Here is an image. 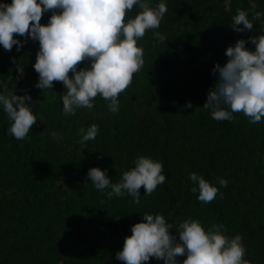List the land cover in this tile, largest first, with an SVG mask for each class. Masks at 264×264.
Masks as SVG:
<instances>
[{
	"label": "trees",
	"instance_id": "16d2710c",
	"mask_svg": "<svg viewBox=\"0 0 264 264\" xmlns=\"http://www.w3.org/2000/svg\"><path fill=\"white\" fill-rule=\"evenodd\" d=\"M148 2L153 8L165 3L168 11L158 29L137 41L144 64L120 93L116 113L98 95L92 109L65 115L62 83L54 82L51 90L35 87L38 41L27 39L19 51L0 45V93L6 87L30 95L28 106L37 116L28 136L18 141L0 105V264H123L116 253L145 213L163 215L174 233L185 220L200 222L206 231L223 225L224 235L242 237L249 264H264V117L253 124L243 113H233L232 120L217 121L203 107L218 75L212 69L228 59L226 48L264 35V0ZM238 9L250 20L262 13L252 20V32L231 28ZM139 11L134 6L128 18ZM50 15L44 13L41 24ZM154 32L166 41L159 42ZM188 102L192 107H185ZM93 124L98 126L95 140L81 143ZM139 156L161 162L166 179L151 195L141 187L138 205L127 194L109 199L111 188L97 190L87 176L97 167L118 183ZM191 173L219 189L215 200H198ZM185 258L177 257L178 264ZM146 264L163 261L150 258Z\"/></svg>",
	"mask_w": 264,
	"mask_h": 264
},
{
	"label": "clouds",
	"instance_id": "9594fccd",
	"mask_svg": "<svg viewBox=\"0 0 264 264\" xmlns=\"http://www.w3.org/2000/svg\"><path fill=\"white\" fill-rule=\"evenodd\" d=\"M134 6L141 11L128 18ZM167 11L165 3L153 8L148 0H11L10 4L0 3V45L6 51L15 45L19 51L27 39L38 41L33 64L38 73L35 87L51 90L54 82L62 83L66 91L60 99L65 115H75L79 108L92 109L98 95L109 101V111L116 113L120 93L132 84L134 74L144 64V49L137 46V41L149 30L158 29ZM46 12H51L48 23L41 24ZM261 16L256 12L252 20ZM252 20L246 11L238 9L231 28L237 33L252 32ZM153 35L161 43L166 41L159 32ZM16 36L26 39L22 42ZM248 42L254 50L245 47ZM225 55L226 63L212 69L218 75L203 107L211 109L217 121H230L233 113H243L256 124L264 117V35L249 36L247 41L238 39L226 48ZM85 61L87 66L78 69ZM17 72L22 74L23 67ZM29 102L30 95H17L6 87L0 93V105L12 122L8 131L18 141L24 140L37 122ZM185 107L192 105L188 102ZM97 134L98 126L91 125L81 143L95 140ZM52 136L57 138L55 132ZM163 171L161 162L139 156L135 167L125 171L118 183L113 184L106 170L97 167L89 169L87 176L97 190L111 188L109 199L127 194L138 205L141 187L151 195L165 182ZM189 179L198 184L199 201L210 203L216 199L217 187L196 173H191ZM218 182L227 187L226 180L218 178ZM173 227L163 215L145 213L142 221L131 227V235L125 237L115 258L123 264H146L150 258L178 264L177 257H186L182 264H249L244 259L242 237L224 235L223 225H212L206 231L200 222L185 220L176 226L175 233Z\"/></svg>",
	"mask_w": 264,
	"mask_h": 264
}]
</instances>
